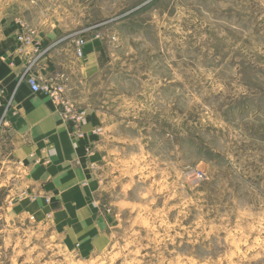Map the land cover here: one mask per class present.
Segmentation results:
<instances>
[{
    "label": "rangeland",
    "instance_id": "obj_1",
    "mask_svg": "<svg viewBox=\"0 0 264 264\" xmlns=\"http://www.w3.org/2000/svg\"><path fill=\"white\" fill-rule=\"evenodd\" d=\"M78 37L81 95L41 79L109 118L96 218L38 200L0 133V264H264V0H0L2 48Z\"/></svg>",
    "mask_w": 264,
    "mask_h": 264
},
{
    "label": "crops",
    "instance_id": "obj_2",
    "mask_svg": "<svg viewBox=\"0 0 264 264\" xmlns=\"http://www.w3.org/2000/svg\"><path fill=\"white\" fill-rule=\"evenodd\" d=\"M8 39L15 40V34L2 42ZM64 41L41 40L38 49L30 46L27 53L0 46V133L7 135L9 155L24 173L21 177L29 181L26 188H39L38 200L52 194L53 205L64 209L58 211L60 216L79 220L83 227L85 220L97 215L98 184L90 166L102 162L104 149L111 143L109 118L90 105L80 108L76 106L80 102L75 105L71 100L60 102L35 93L21 77L24 66L35 60L34 71L40 79L49 78L46 83L66 79L69 93L80 96L100 70L101 48L94 40L86 41L84 55L79 58L75 38L61 47ZM76 115H83L78 132L70 122ZM65 202L66 206L61 204Z\"/></svg>",
    "mask_w": 264,
    "mask_h": 264
},
{
    "label": "built area",
    "instance_id": "obj_3",
    "mask_svg": "<svg viewBox=\"0 0 264 264\" xmlns=\"http://www.w3.org/2000/svg\"><path fill=\"white\" fill-rule=\"evenodd\" d=\"M16 40L21 44L22 47L29 46L31 44L35 45L32 36L26 37L25 35H20ZM85 45H86L85 38L78 37L77 39H75L76 54L79 58H82L84 55ZM36 49H38V47ZM22 51L23 50L21 48L20 52ZM34 62L35 60H32L24 66L21 75L22 80H24L28 84V86L31 88L33 92L35 93L42 92L44 94L50 95L54 100L60 101L59 97L63 93L64 89L62 87H54L42 83L41 79L36 75L34 71ZM81 120L82 118L79 115L74 116L70 120L74 130L79 129Z\"/></svg>",
    "mask_w": 264,
    "mask_h": 264
}]
</instances>
